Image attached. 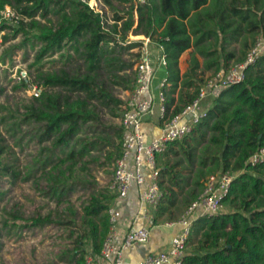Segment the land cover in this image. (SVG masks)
I'll list each match as a JSON object with an SVG mask.
<instances>
[{"label":"trees","instance_id":"trees-1","mask_svg":"<svg viewBox=\"0 0 264 264\" xmlns=\"http://www.w3.org/2000/svg\"><path fill=\"white\" fill-rule=\"evenodd\" d=\"M100 2L97 12L77 0H0V11L8 6L19 17L17 26L0 19V31L7 29L12 38L32 31L31 39L25 37L21 44H38L28 65L34 71L37 95L20 109L0 102V125L13 145L20 148L34 142L37 153L27 172L20 175L7 161V153L12 152L0 133V178L12 184L40 171L49 183L42 195L57 204L68 202L76 184L88 192L80 211L73 215L78 221L65 223L69 234L74 227L78 232L70 248L58 257L65 264H85L87 256L97 255L107 230L105 210L114 195L107 188L102 192L86 182H69L65 173L86 156L96 161L103 155L111 161L119 154L121 127L110 118L121 117L124 101L115 91L131 90L133 66L140 57L134 49L142 43L127 41V33L143 35L162 49L166 117L179 113L207 76L242 62L256 40H264V0H146L135 7L136 18L127 0ZM105 11L111 12L110 23ZM9 36L1 38L6 41ZM186 50L187 66L180 74L178 58ZM54 53L60 65L42 70L40 60ZM30 87L24 76L11 90ZM3 92L0 87V96ZM262 147L261 54L243 69L241 81L229 84L211 100L204 117L186 135L167 142L156 155L161 196L154 223L176 220L202 192L209 175L228 172L232 176L220 200L221 211L193 219L180 264H264V160L248 162ZM51 223L49 214L0 215V232Z\"/></svg>","mask_w":264,"mask_h":264},{"label":"built area","instance_id":"built-area-1","mask_svg":"<svg viewBox=\"0 0 264 264\" xmlns=\"http://www.w3.org/2000/svg\"><path fill=\"white\" fill-rule=\"evenodd\" d=\"M77 1L86 3L93 11L100 12V8L93 9L91 0ZM145 1L127 0V3L137 7ZM18 18L8 6L0 11V19H11L13 25L17 24ZM149 42V38L144 37L136 49L140 57L133 66L132 88L124 99V109L120 117V151L114 160L112 178L107 188L114 195L105 210L107 230L99 253L87 256L85 264H123L124 253L148 241L149 229L154 224V210L161 196L157 182L156 155L165 149L167 142L182 138L204 117L206 111L202 108L204 100H212L229 84L241 81L243 69L259 55H264V40L259 38L242 62L230 66L225 72L220 70L207 76L196 96L179 113L166 117L163 105L165 78L161 77L155 86L153 83L156 69L165 66L164 55L160 46H157L155 53L148 51ZM23 74L20 72L17 78L24 77ZM37 93L38 90L34 88L32 95L36 96ZM154 106H157L160 127L156 136H148L143 129V122ZM262 160L264 147L254 152L248 162L254 164ZM231 178L228 172L209 175L202 192L189 203L182 214L176 220L164 222L168 227L175 224L180 226L168 244L159 251L146 253L136 264H180L193 219L221 211L220 200L227 194ZM132 190L135 191L136 208L130 221L125 222L119 203ZM139 220L143 222L140 225L135 223Z\"/></svg>","mask_w":264,"mask_h":264},{"label":"rangeland","instance_id":"rangeland-1","mask_svg":"<svg viewBox=\"0 0 264 264\" xmlns=\"http://www.w3.org/2000/svg\"><path fill=\"white\" fill-rule=\"evenodd\" d=\"M100 1H93L94 10L101 7ZM134 9L135 7H133V16L136 18ZM110 13L105 11L108 23L111 22ZM50 17L53 19L52 16ZM35 18L38 19L39 17L36 16ZM2 20L12 25L11 19ZM22 20L25 21L24 18ZM33 34L34 32L27 31L26 36L17 34L12 38L9 36L10 32L7 29L0 31V87L4 89L3 94L0 96V102L10 109H20V106L33 96L32 90L36 87L34 71L28 65L32 62L35 52L38 51V44H35L33 47H30L28 42L24 45L21 44L25 37L31 39ZM2 35H8L9 39L3 41ZM143 38V35H133L130 31L126 35L127 41H142ZM156 49L157 45L155 42L150 41L148 51L155 53ZM134 50L136 51V49ZM123 56L125 58L128 57L127 55ZM40 61L41 69L47 70L59 66L61 60L59 59V55L54 53L43 57ZM158 69L160 70V68L156 69L153 83L159 79L160 72H158ZM20 72L24 73L23 75L27 77V80L31 83V87L29 89L12 91L11 86L18 80L17 77ZM127 93L128 91H115V94L123 101ZM209 103H211V100L206 99L203 101L202 106H207ZM110 121L115 125H119L120 117L110 118ZM4 127L0 125V133L6 138V142L12 152V154L7 153V161H12L16 169L20 171V175L23 176L29 169V165L34 159L38 147L34 142H28L26 145L22 144L20 148L14 146L12 138L4 132ZM25 140L23 139L22 143H25ZM114 160L115 158L110 161L102 155L96 161H93L90 157L86 156L82 162L74 164L65 173V176L69 182H86L87 184H91L92 188L103 192L108 188L112 178ZM52 173L55 174L53 171ZM34 175L33 178L27 181L17 179L12 184L0 178V215L10 218L15 213L21 215L23 218H27L49 214L53 223L42 228L24 226L21 229H16V231L15 228H12L7 233L5 230H1L0 264H65L59 261L58 257L66 249L70 248L71 243L78 235L75 227L72 230V235L69 234L71 230L65 223L71 219L76 222L78 221L73 215L80 211L81 206L86 201L88 192L82 190L80 185L76 184V190L69 196L68 202L57 204L42 195V192L46 189V185H49V183L44 180L41 172L38 171ZM11 222L13 221L8 220V225H12ZM15 223L21 225L23 222L16 220ZM83 247L87 252L89 251V244L87 242L83 243Z\"/></svg>","mask_w":264,"mask_h":264},{"label":"crops","instance_id":"crops-1","mask_svg":"<svg viewBox=\"0 0 264 264\" xmlns=\"http://www.w3.org/2000/svg\"><path fill=\"white\" fill-rule=\"evenodd\" d=\"M189 50L181 53L178 58V69L179 73H183L186 69ZM158 72H160L159 79L163 77V67H159ZM204 74V78L208 75ZM158 79V80H159ZM158 82V81H157ZM154 83V86L157 85ZM203 105V104H202ZM211 105L209 103L207 106H202V108H208ZM158 111L157 106H154L149 115H147L143 122V129L148 134V136H156L159 131L160 122L157 118ZM135 191L132 190L128 196L122 200L119 204L122 209V217L125 222L130 221L132 213L135 211ZM165 221H158L154 223L149 229L148 241L145 244L136 245L123 255V264H136L146 253L156 252L163 249L171 239L174 233H176L180 226L175 224L172 226H166ZM136 224L140 225L143 222L141 220L136 221Z\"/></svg>","mask_w":264,"mask_h":264},{"label":"bare ground","instance_id":"bare-ground-1","mask_svg":"<svg viewBox=\"0 0 264 264\" xmlns=\"http://www.w3.org/2000/svg\"><path fill=\"white\" fill-rule=\"evenodd\" d=\"M91 2H92V0H91ZM91 2H90V3H91Z\"/></svg>","mask_w":264,"mask_h":264}]
</instances>
